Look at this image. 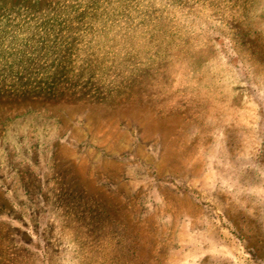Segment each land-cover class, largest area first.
Returning a JSON list of instances; mask_svg holds the SVG:
<instances>
[{"label": "rangeland", "instance_id": "obj_1", "mask_svg": "<svg viewBox=\"0 0 264 264\" xmlns=\"http://www.w3.org/2000/svg\"><path fill=\"white\" fill-rule=\"evenodd\" d=\"M0 264H264V0H0Z\"/></svg>", "mask_w": 264, "mask_h": 264}]
</instances>
